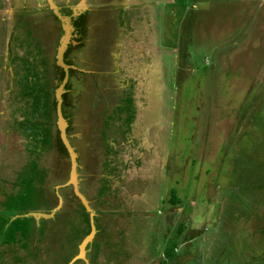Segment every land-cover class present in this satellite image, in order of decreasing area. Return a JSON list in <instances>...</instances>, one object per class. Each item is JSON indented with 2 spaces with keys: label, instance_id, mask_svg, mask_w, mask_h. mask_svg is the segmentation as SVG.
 <instances>
[{
  "label": "rangeland",
  "instance_id": "374dc122",
  "mask_svg": "<svg viewBox=\"0 0 264 264\" xmlns=\"http://www.w3.org/2000/svg\"><path fill=\"white\" fill-rule=\"evenodd\" d=\"M53 1L0 0V264H68L92 219L72 264H264V0ZM71 1L70 66L88 75L61 109L93 215L68 182L62 77L47 74L62 38L49 67L17 44L36 22L54 41L50 9L71 32Z\"/></svg>",
  "mask_w": 264,
  "mask_h": 264
},
{
  "label": "flooded vegetation",
  "instance_id": "af4514ba",
  "mask_svg": "<svg viewBox=\"0 0 264 264\" xmlns=\"http://www.w3.org/2000/svg\"><path fill=\"white\" fill-rule=\"evenodd\" d=\"M90 1V0H89ZM74 3V1H71V3L70 4H68L67 6H68V9H66V12H69V16H71L72 18H71V25L72 26H74V28H73V30L71 31V37H70V42L68 43V47H67V49H66V51H65V53H64V60H65V62L68 64V65H72V63H71V60H75V61H79V58H74V56L72 55V56H69V54H70V50H71V48L73 47V43L72 42H74V37H73V35H76V43L78 42V44H81V42L83 41V39H82V34H83V32H81L80 30H79V28L78 27H75V25L73 24V22H74V20L76 19V16H74L73 15V9L70 7V5L71 4H73ZM48 8H51L50 6L48 7ZM51 10V12H49V13H53V14H51L52 16H53V20L52 21H56L60 26L59 27H56V26H52L51 25V27H50V29L52 30V29H54V28H56L57 30L55 31V33H53L54 34V38H53V42L50 44V43H47V40H45L46 39V34H44V32H43V30H45L44 29V27L42 28V26H40V29H39V31H38V23L36 22V20L35 19H33V20H35V22H36V24L35 25H37V30L35 31V34H33V33H28L27 35H28V37L29 38H31L32 39V41H33V44L34 45H36V47H38L39 46V44H40V49H39V52H41V54H40V56H41V58H43V57H45L46 58V61L48 62V64H47V67H49L51 64H52V62L55 60V55H54V53H53V51H52V48H51V46H52V44H53V49L55 48V45L56 44H58L59 42H60V38H62V36H65L66 34H67V31H66V29L61 25V21L62 20H60V17H59V15H57L55 12H54V9H50ZM72 12V13H71ZM25 15V17H27V15L26 14H24ZM23 19V18H22ZM76 28H78V29H76ZM78 32L80 33V35H78ZM76 45V44H75ZM43 53V54H42ZM54 59V60H53ZM41 62L43 63L44 61L41 59ZM56 63V64H55ZM44 64V63H43ZM54 64H55V66L53 65V68H52V70H51V67H50V71H48V77H50V79H51V77H52V74L53 75H56V77H62V82L64 81V79L65 78H67L66 79V82H65V84H64V89H65V91L64 92H66L67 90H68V92H69V94H74V95H78L79 93H80V91L75 87V86H68V84H71V82L72 81H82L84 84L85 83H87V81H86V78H87V75H88V72L86 71L85 73H84V76H79V75H77L76 74V76H74V74H75V71H74V67H70V68H68V70H66L64 67H62V69H58V67H57V61L55 62L54 61ZM61 66V65H60ZM46 67V68H47ZM42 70H43V72H44V70L46 69L45 68V66L44 65H42ZM55 68V69H54ZM92 73L90 74V75H92V76H94V75H96L93 71H91ZM57 79V78H56ZM75 90H78L77 92L75 91ZM87 93H88V91H87ZM64 103V102H63ZM74 117H75V115L73 116V119H74ZM68 118V117H67ZM76 119H74L73 120V122L72 121H68L67 120V122H68V126H67V132H68V137H69V140H70V142H71V144L74 146V148L76 149V152L78 153V156H77V161L78 162H80V158H79V151H78V149L75 147V142H74V139H73V134L70 132L71 130H70V127H72V125H74V121H75ZM75 131V130H74ZM70 132V133H69ZM72 134V135H71ZM77 134V133H76ZM77 137V136H76ZM62 143H63V145H64V147H66L65 146V144H64V142L62 141ZM64 149V148H63ZM66 153H68L66 150L64 151V150H61V153H60V155H62V156H64V155H66ZM67 156V155H66ZM69 158H70V156H69ZM80 183V182H79ZM69 191H70V189H69ZM74 193V192H73ZM71 197H72V195H71ZM73 197H76L75 196V194H73ZM43 206V205H42ZM39 209H42V207L40 206V208ZM57 221V220H56ZM57 222H60L61 224H62V226H64L65 225V222L64 221H57ZM48 229V228H47ZM47 229H45V227H44V230H46V231H48ZM44 233L41 235V236H44L45 235V231H43ZM40 235H38L36 232H34V236H33V241H38V239L41 237ZM31 240V241H32ZM60 241L63 243V246H64V248H65V252H67V251H72L74 248H75V241L72 239V240H70V239H64L63 240V238L61 237V239H60ZM88 253V252H87Z\"/></svg>",
  "mask_w": 264,
  "mask_h": 264
},
{
  "label": "water",
  "instance_id": "95a60500",
  "mask_svg": "<svg viewBox=\"0 0 264 264\" xmlns=\"http://www.w3.org/2000/svg\"><path fill=\"white\" fill-rule=\"evenodd\" d=\"M49 1H50V3L52 5L55 4L53 0H49ZM85 2H86V0H82V5H85L84 4ZM78 9H79V11H81V8H78ZM79 11H77V10L73 11V15L74 16L78 15ZM64 20H65V22L66 21L68 22L69 26H71V24H70L71 16H70V18L66 17ZM66 31H67V34L62 37L61 45L58 47V51H57L56 57H57V63L59 65H61L62 67H64L66 70H68V68H70L71 66L64 62V53H65V51H66V49L68 47V43L70 42L71 32H69V30H67V29H66ZM66 79L67 78L64 79V81L61 83L59 88L56 90V99H57L56 113H57V126H58V128L60 130V135L62 137V140H63L64 144L66 145V148L69 151L70 159L72 161L71 162L72 170H71L70 178L68 179V182L72 183L74 185V188H75L74 191H75L76 195L81 199V201L84 203V205L86 206L88 211H90L91 215H93V213L95 214V212H93V209H92V207L89 204L90 201L80 191V188H79V180L77 181V179H78V172H77V164H78L77 156H78V153L76 152V149L74 148V146L71 144V142L69 140V137H68V134H67L68 122L64 118L63 113H62V109H61L62 93L65 91L64 84L66 82ZM60 203H62L61 199H60ZM54 212H55L54 210L50 214L30 212V213L25 214V216L26 217H28V216L37 217L38 216L37 214H39V215H43V217H53L54 214H55ZM20 216L21 215H19V217ZM91 227H92V231L90 232V234L88 236H86L84 238V240L79 244V252H78V254L68 264H72V262L75 259L84 258V257L87 256V252L88 251L86 249V245L89 242L93 241L94 235L96 233V228L94 226L93 219L91 220Z\"/></svg>",
  "mask_w": 264,
  "mask_h": 264
},
{
  "label": "crops",
  "instance_id": "0c3cea01",
  "mask_svg": "<svg viewBox=\"0 0 264 264\" xmlns=\"http://www.w3.org/2000/svg\"><path fill=\"white\" fill-rule=\"evenodd\" d=\"M28 33H31V32H28ZM28 33H26L25 35H22L23 36V38L21 39V37H19L21 40H19V38L17 39V44H18V42L21 44V46H25V45H29V43H32L33 41H32V39L30 38V40H29V37H28ZM11 35H12V32H11ZM14 37V36H13ZM10 38H11V36H10ZM6 39L8 40L9 39V34H7L6 35ZM20 44H18V45H20ZM40 47V44H39V46L37 47L38 49H40L39 48ZM8 53H10V51H8ZM39 54H41V52H39ZM43 54V53H42ZM42 65H43V63H42ZM40 69V68H39ZM18 73H20V72H18ZM17 73V74H18ZM19 75V74H18ZM20 76V75H19ZM20 77H22V78H28V77H24V76H20ZM14 79H15V77H13L12 78V81H14ZM11 81V82H12ZM24 123V122H23ZM28 122H26V123H24V125L26 126V124H27ZM43 126H44V128H46L47 129V131L49 132V130H50V124H49V121H47V120H45V123L43 124ZM47 139H48V137H47ZM50 139H51V137H50ZM48 145H49V143H48ZM175 205V204H174ZM175 208H176V206H174Z\"/></svg>",
  "mask_w": 264,
  "mask_h": 264
},
{
  "label": "trees",
  "instance_id": "16d2710c",
  "mask_svg": "<svg viewBox=\"0 0 264 264\" xmlns=\"http://www.w3.org/2000/svg\"><path fill=\"white\" fill-rule=\"evenodd\" d=\"M54 60V59H53ZM45 64V63H44ZM57 67H58V69L60 70V69H62V66H60V65H57ZM49 71V70H48ZM55 103H56V100H55ZM61 141V140H60ZM172 204H176V202H177V200H175V198L174 199H172ZM179 229H182V227H179ZM101 234V233H100ZM77 248H78V246H76ZM174 246H170V247H168V249L166 250V254L169 256V255H171V254H174ZM164 256H165V254H164ZM167 258V257H166ZM26 259H27V262H28V264H34L35 263V261H33V257L31 258V257H26ZM35 260H37V259H35ZM165 260V259H164ZM164 260H162V263H159V264H166L165 262H163ZM75 264H79V260L77 261V263H75Z\"/></svg>",
  "mask_w": 264,
  "mask_h": 264
},
{
  "label": "clouds",
  "instance_id": "9594fccd",
  "mask_svg": "<svg viewBox=\"0 0 264 264\" xmlns=\"http://www.w3.org/2000/svg\"><path fill=\"white\" fill-rule=\"evenodd\" d=\"M58 15V14H57ZM60 17V16H59Z\"/></svg>",
  "mask_w": 264,
  "mask_h": 264
}]
</instances>
